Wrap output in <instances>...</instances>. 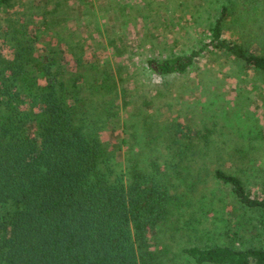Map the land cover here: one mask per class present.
I'll use <instances>...</instances> for the list:
<instances>
[{"label": "trees", "instance_id": "16d2710c", "mask_svg": "<svg viewBox=\"0 0 264 264\" xmlns=\"http://www.w3.org/2000/svg\"><path fill=\"white\" fill-rule=\"evenodd\" d=\"M188 3L171 10L195 43L146 59L161 83L137 105L129 73L58 29L63 0H0V264H264V0ZM201 58L238 83L196 73L195 122L165 93Z\"/></svg>", "mask_w": 264, "mask_h": 264}, {"label": "rangeland", "instance_id": "374dc122", "mask_svg": "<svg viewBox=\"0 0 264 264\" xmlns=\"http://www.w3.org/2000/svg\"><path fill=\"white\" fill-rule=\"evenodd\" d=\"M181 1L187 5L190 0H63L64 12L68 20L64 26H58V29L61 31L66 29L75 37L82 38L83 46L89 48L87 54H94L100 65L104 61H109L111 65L118 64L126 73L124 76L129 73L131 79H128L125 85L132 95L127 99L138 105L142 100H149L155 92L154 88L161 83L159 78L148 72L146 59L151 56L159 58L167 53L166 50L171 49L178 51L184 48L188 51L195 43L193 29L188 24L189 14L178 11L175 13L171 10ZM38 3L39 0H19L18 8L23 10L26 4L27 7L29 5L28 11L30 6L33 7ZM5 17L6 14L0 10V24ZM82 17L84 20L79 23ZM171 19L173 23L169 22ZM29 25L34 28L35 23L30 21ZM55 30L49 34L52 35ZM149 32L154 35L153 38L144 40V35ZM75 42L73 41L72 44ZM152 43L156 45L154 48L157 50L153 49ZM62 44L68 52L69 65L73 66L75 61L70 49L71 41ZM198 72H202L206 78L213 74L217 82L222 76L216 69V62L201 58L195 62V66L187 75L175 79L167 78L171 80V85H169L170 91L165 93L166 101L172 106L174 114L180 113L182 117L195 122L202 121L201 119H205L203 116L209 114L208 110L203 109L208 101L207 96L200 91L194 92L191 87ZM237 81L238 76L225 78L223 82L218 83H223L222 86L230 89L236 86ZM163 98L165 97L159 96L158 101L162 103ZM132 107H135L134 104H130L128 109ZM167 109L163 106L160 114L168 117ZM119 131H107L103 133L102 139L115 143L122 136ZM118 155L119 159L123 160V151Z\"/></svg>", "mask_w": 264, "mask_h": 264}]
</instances>
